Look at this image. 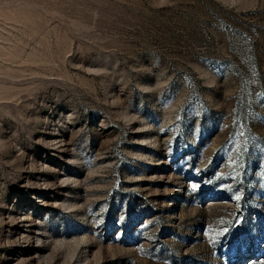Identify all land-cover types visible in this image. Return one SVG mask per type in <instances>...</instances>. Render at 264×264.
Masks as SVG:
<instances>
[{
    "label": "rangeland",
    "instance_id": "obj_1",
    "mask_svg": "<svg viewBox=\"0 0 264 264\" xmlns=\"http://www.w3.org/2000/svg\"><path fill=\"white\" fill-rule=\"evenodd\" d=\"M0 264H264V0H0Z\"/></svg>",
    "mask_w": 264,
    "mask_h": 264
}]
</instances>
